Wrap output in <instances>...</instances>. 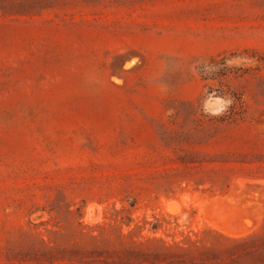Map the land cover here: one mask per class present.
Listing matches in <instances>:
<instances>
[{"label":"rangeland","instance_id":"374dc122","mask_svg":"<svg viewBox=\"0 0 264 264\" xmlns=\"http://www.w3.org/2000/svg\"><path fill=\"white\" fill-rule=\"evenodd\" d=\"M0 264H264V0H0Z\"/></svg>","mask_w":264,"mask_h":264},{"label":"bare ground","instance_id":"6f19581e","mask_svg":"<svg viewBox=\"0 0 264 264\" xmlns=\"http://www.w3.org/2000/svg\"><path fill=\"white\" fill-rule=\"evenodd\" d=\"M255 192H256V191H255ZM89 211H90V210H89ZM89 213H90V212H89ZM237 214H238V213H237ZM225 215H227V214H225ZM239 215H240V214H239ZM228 216H229V214H228ZM233 216H234V215H233ZM90 217H92V216L90 215L89 218H90ZM229 217H230V216H229ZM223 219H224V218H223ZM225 219H226V218H225ZM220 220H221V219H220ZM224 221H225V220H224ZM224 221H223V222H224ZM221 223H222V222H221ZM223 224H224V223H223ZM222 226H223V225H222ZM224 227H225V226H224ZM224 227H223V228H224ZM225 229H226V228H225ZM245 230H246V229H245ZM245 230H244V231H245ZM241 231H242V230H241ZM241 231H240V232H241ZM248 232H249V230H248ZM245 233H246V232H245ZM237 234H238V233H237ZM240 234H242V233H239V235H240ZM232 236H233V235H232ZM236 236H237V235H236ZM240 236H241V235H240Z\"/></svg>","mask_w":264,"mask_h":264}]
</instances>
